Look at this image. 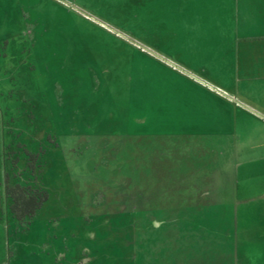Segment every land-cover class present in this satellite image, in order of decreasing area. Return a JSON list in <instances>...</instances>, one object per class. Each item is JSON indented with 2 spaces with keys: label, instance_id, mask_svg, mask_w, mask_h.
<instances>
[{
  "label": "rangeland",
  "instance_id": "1",
  "mask_svg": "<svg viewBox=\"0 0 264 264\" xmlns=\"http://www.w3.org/2000/svg\"><path fill=\"white\" fill-rule=\"evenodd\" d=\"M181 1L0 0V264H264V124L177 116L182 77L233 100Z\"/></svg>",
  "mask_w": 264,
  "mask_h": 264
},
{
  "label": "crops",
  "instance_id": "2",
  "mask_svg": "<svg viewBox=\"0 0 264 264\" xmlns=\"http://www.w3.org/2000/svg\"><path fill=\"white\" fill-rule=\"evenodd\" d=\"M193 1L197 6L190 11L182 0L180 12L194 14L198 36L182 46L200 48L199 72L235 101L182 77L177 116L190 126H221L226 132L239 123L264 124V0H228L224 9ZM215 15L224 21L212 23Z\"/></svg>",
  "mask_w": 264,
  "mask_h": 264
},
{
  "label": "trees",
  "instance_id": "3",
  "mask_svg": "<svg viewBox=\"0 0 264 264\" xmlns=\"http://www.w3.org/2000/svg\"><path fill=\"white\" fill-rule=\"evenodd\" d=\"M28 168H35L32 162L35 154L28 153ZM8 194L12 198L11 210L15 217L24 219L34 216L42 205L48 200L49 194L42 189H31L30 186L16 184L8 187Z\"/></svg>",
  "mask_w": 264,
  "mask_h": 264
}]
</instances>
